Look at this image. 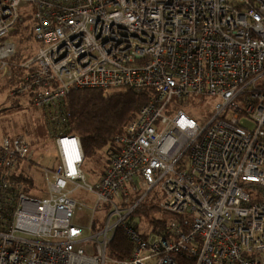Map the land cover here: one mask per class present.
<instances>
[{"label":"built area","instance_id":"1","mask_svg":"<svg viewBox=\"0 0 264 264\" xmlns=\"http://www.w3.org/2000/svg\"><path fill=\"white\" fill-rule=\"evenodd\" d=\"M23 19L35 46L11 95L52 123L72 90L149 99L93 184L79 138L53 130L44 198L14 185L34 154L26 139H0V264H264V0H0V77ZM79 189L96 200L84 226ZM153 194L185 233L177 221L153 239L135 228L131 215ZM118 229L133 247L111 260Z\"/></svg>","mask_w":264,"mask_h":264},{"label":"trees","instance_id":"2","mask_svg":"<svg viewBox=\"0 0 264 264\" xmlns=\"http://www.w3.org/2000/svg\"><path fill=\"white\" fill-rule=\"evenodd\" d=\"M29 21L23 19L10 32V37H18L17 44L20 49L11 59V72L0 77V95L4 96L9 104L6 109L21 110L24 107L22 104L31 105L28 99L11 95L13 88L18 84L23 74L19 68V63L32 53L29 52L31 43H33L32 24ZM22 41L30 46L22 47ZM148 99L147 91H134L131 89L72 90L57 105L61 120L52 123L49 120V114L46 112L44 114L51 136L54 135L53 130H58L64 135H74L79 138L83 151V165L105 150V155L109 157L106 164H104L106 168L111 156L120 151V146L115 142V138L124 132L125 127L136 117L138 111L146 104ZM104 167L102 173L105 170ZM14 185H20L23 192H28L34 186V183L24 171H21L14 177ZM9 191L10 194H13L15 192L14 187ZM158 200L156 194L146 198L136 207L130 221L142 220L147 222L152 232L166 236H168L170 223L177 221L182 233H185L187 227L184 218L163 211L158 205ZM167 215L171 220L167 219ZM134 225L138 229V223L136 222ZM132 247L128 237L118 229L107 245L106 255L111 260H122L130 255Z\"/></svg>","mask_w":264,"mask_h":264},{"label":"rangeland","instance_id":"3","mask_svg":"<svg viewBox=\"0 0 264 264\" xmlns=\"http://www.w3.org/2000/svg\"><path fill=\"white\" fill-rule=\"evenodd\" d=\"M11 40L17 42V38L10 37ZM24 41H22L23 43ZM29 47L27 43H23L22 47ZM34 43H31L29 50L33 49ZM24 102V101H23ZM21 110L6 109L9 104L5 97L0 95V138L6 136L13 138L15 136H23L28 142L29 148L34 150L30 167L26 168L27 164H23L22 171L33 180L34 186L29 190V195L37 198L46 197V183L44 180V171L52 169L58 163L53 138L47 126L45 114L42 110L26 106ZM6 109V110H4ZM4 110L3 112H1ZM204 109L200 108V115H204ZM105 150L97 154L93 159L89 160L82 166V171L87 184H93L101 175L104 164L108 161V156L105 155ZM106 166V165H105ZM105 169V167H104ZM72 199L76 202L74 210L75 222L84 226L85 222L90 219L92 210L95 205V198L92 194H86L81 189L74 193ZM96 218H100L96 214ZM167 219L171 218L167 215ZM138 223V230L144 235L149 234L150 239L151 227L147 222L134 220Z\"/></svg>","mask_w":264,"mask_h":264}]
</instances>
